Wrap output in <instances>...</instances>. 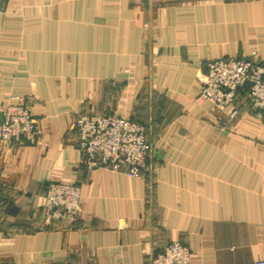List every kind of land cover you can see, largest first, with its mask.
<instances>
[{
	"label": "crops",
	"instance_id": "crops-1",
	"mask_svg": "<svg viewBox=\"0 0 264 264\" xmlns=\"http://www.w3.org/2000/svg\"><path fill=\"white\" fill-rule=\"evenodd\" d=\"M229 57L264 60V0H0V110L17 97L40 129L0 141V264H150L173 241L191 264L264 260V120L196 103ZM84 114L145 125L142 177L82 163ZM51 181L79 187L78 220L44 225Z\"/></svg>",
	"mask_w": 264,
	"mask_h": 264
},
{
	"label": "built area",
	"instance_id": "built-area-1",
	"mask_svg": "<svg viewBox=\"0 0 264 264\" xmlns=\"http://www.w3.org/2000/svg\"><path fill=\"white\" fill-rule=\"evenodd\" d=\"M200 93L196 103L210 101L216 109L231 106L229 118L239 117L237 106L244 96L249 110L264 120V60L259 57H229L206 63L199 76ZM82 163L89 169L126 168L132 177H142L152 155V143L144 124L116 115L84 114L72 124ZM40 136L38 122L30 105L14 97L0 110V141L34 145ZM80 189L59 181L48 183L44 195L43 220L46 227L58 221L81 217ZM192 251L180 241L166 245L150 264H191ZM254 264H264V260Z\"/></svg>",
	"mask_w": 264,
	"mask_h": 264
}]
</instances>
